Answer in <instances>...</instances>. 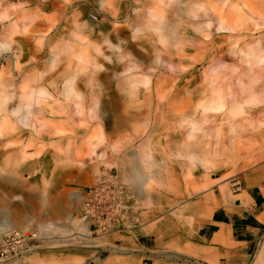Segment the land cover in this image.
Listing matches in <instances>:
<instances>
[{"label":"rangeland","instance_id":"374dc122","mask_svg":"<svg viewBox=\"0 0 264 264\" xmlns=\"http://www.w3.org/2000/svg\"><path fill=\"white\" fill-rule=\"evenodd\" d=\"M261 55L264 0H0V84L13 95L3 103L0 92V120L11 122L0 137V239L2 223L38 234L2 264H264L259 210L252 243L222 225L226 239L205 241L243 180L264 200ZM70 80L90 102L60 97ZM36 86L53 98L32 103L34 127H22L10 111ZM137 149L156 165L140 186L129 180ZM222 185L234 200L219 203ZM99 186L115 195L107 214L93 210Z\"/></svg>","mask_w":264,"mask_h":264},{"label":"crops","instance_id":"0c3cea01","mask_svg":"<svg viewBox=\"0 0 264 264\" xmlns=\"http://www.w3.org/2000/svg\"><path fill=\"white\" fill-rule=\"evenodd\" d=\"M65 86H67V85H65ZM65 86H62L61 89H60V97L63 96L64 94L68 95L67 91L65 90ZM88 87H89V91L91 90L90 92L92 93L94 87H90V86H88ZM74 88L76 90V93L81 95V97L83 99V103H86L87 101L90 102L89 100H90V95L91 94L87 95L84 90H81L76 85L74 86ZM76 93L74 95H77ZM52 94H54V91L52 92ZM71 96H73V95H71ZM76 98H77V96H76ZM78 99H79V97H78ZM84 100H86V102ZM90 104H91L90 105V110L94 109L93 108L94 102H91ZM141 118H139V115L136 114V115H133V116H130V117L126 118L125 121H129V120H133V119L134 120H142ZM86 133H89V132H86ZM86 133H85V138H87L89 142H92V140H91L92 135L90 137V135H87ZM61 134L62 133H60V137L64 136V135H61ZM95 148L96 147H91V151L95 152L96 151ZM137 150L130 154L132 159H137L138 158V152H139L140 149H137ZM142 150H144V149H141L139 154L143 153ZM148 151H149V153H148L147 156L145 155V157L150 158V157H152V155L150 154V150H148ZM105 152H107V150H105ZM102 153H104V152H102ZM97 157H102V155L101 156L98 155ZM127 164H129V163H127ZM127 166H125L122 163L119 167H120V169L129 168ZM129 169L131 170L132 167H130ZM145 172H147V169H146ZM131 177H132V170H131V176L129 177V180H130V182L136 184L134 182V180H132ZM138 185L140 186V184H138ZM243 185H244V188L242 187L241 191H239V193L237 194V198L236 199L233 197V195L231 193H230V196H223L221 194V186H220V194H219L220 200H219V203L220 202L232 201L234 199L235 200H234L233 203H230L227 206L220 208V213L223 214L224 219H226L227 221H224V219H222L220 217V215L218 214L217 217H216V221H214V220L212 221V223H216V225L213 226L212 223L210 224V228H211L210 229V233H209L210 235L208 234L209 237L206 238V240H205L206 242L207 241L208 242H210V241H219L220 242V240L226 239L227 233L225 232L224 227L227 229L226 230L227 232L233 233V236L235 235L238 238H242L241 240H238V241H242V242H245V243H252L253 242V239L250 240L249 237L252 236V235H255V232L257 230H259V228L254 223V222H256V220H255L254 214L252 212L256 213L259 210L257 212V214H258L257 217L258 218L260 217L259 214L262 215L261 217H264L263 212L260 211V209H261L260 207H261L262 203H264V200L262 198H260V197L255 195V192H254V188L255 187H252V184L249 181V179H247V182H245V180H243L242 186ZM222 186L226 187V185H222ZM226 188H228V187H226ZM244 198H249L250 202H249V205L247 207H243L241 202H240V200H243V202H244ZM228 207L234 212V216L232 218L228 216V213H227V210H226ZM259 219H261V218H259ZM6 224L11 226L9 223H2L1 224V232H3V227ZM221 225L224 226V227H222ZM47 227H48V224H41L40 227L38 228V231H42V230L46 229ZM82 227H83L84 230L87 229L86 226H84V225ZM147 229H148L149 233L156 232L155 231L156 229H154V225L147 227ZM216 230L220 231V234H218L216 232ZM123 238L124 239L125 238L128 239L129 235L128 234L126 236L123 235ZM230 238L231 237L229 235L228 239H230ZM192 245H193L194 248H197V247H200L201 245H203V242L199 241L198 239H194ZM224 253H226L227 256L230 259L234 260L237 257L238 253H239V249H238V247L232 245L228 249H226V251ZM144 255H146V256L151 255V252L150 251H146V253ZM23 262H24V259H21V260H18V261H14V263H16V264H23Z\"/></svg>","mask_w":264,"mask_h":264},{"label":"bare ground","instance_id":"6f19581e","mask_svg":"<svg viewBox=\"0 0 264 264\" xmlns=\"http://www.w3.org/2000/svg\"><path fill=\"white\" fill-rule=\"evenodd\" d=\"M180 1V0H179ZM182 5V4H181ZM184 5V3H183ZM153 9V8H152ZM152 12H154L152 10ZM151 14V12H150ZM153 15V14H152ZM151 15V16H152ZM150 16V15H149ZM154 16V15H153ZM226 17V16H225ZM127 18V17H126ZM153 18V17H152ZM153 20V19H152ZM174 20V19H173ZM125 21V20H124ZM172 22V21H171ZM177 22V21H176ZM179 22V21H178ZM216 22V21H215ZM163 23L164 22H158V25H157V30H163ZM172 25V24H171ZM217 27V26H216ZM209 30V29H208ZM158 31V32H160ZM79 38V37H78ZM107 41V40H106ZM110 41V40H109ZM108 42V41H107ZM9 45H6L5 48L6 49H9ZM9 51V50H8ZM135 51V50H134ZM136 53V52H135ZM138 56V55H136ZM259 56V55H258ZM264 56V55H263ZM261 55V57H263ZM140 56H138L139 58ZM9 59V58H8ZM13 60V59H12ZM12 63V62H11ZM15 63V62H14ZM137 66V65H136ZM17 69L19 68L18 64H16L15 66ZM138 67V66H137ZM15 69V68H14ZM16 69V71H17ZM39 81H37L38 83ZM13 83V82H12ZM73 80H70V81H66V84L67 86H65V90L67 91L68 95H74L76 93L75 90L71 89V87L73 86ZM0 92H3V94L5 93V96L3 97V103H7L8 101L10 102V100H12L13 98V95L9 92V90H7L9 88V85L8 84H0ZM77 94V97H79L80 99H82V97L80 96V94L76 93ZM45 96V97H43ZM51 97L53 98V95L51 94L50 91H48L47 89H45L43 86H36L34 88H32L31 90H29V94L27 93H24L23 95H21V97L24 99L23 100V104H19L17 107L14 106L12 107V110L10 111V113L12 115H15L16 116V122L21 125L22 127H34V124L32 123L33 119H34V111L30 110L31 106H32V103H37V104H40L42 101H44L46 99V97ZM21 98V99H22ZM233 101V100H232ZM251 101V100H250ZM233 103H235L233 101ZM238 104V103H237ZM155 111V110H154ZM5 116V115H4ZM6 118H8V115H6L3 120H5ZM32 119V121H31ZM155 120V118H154ZM2 119L0 120V137L5 135L8 131L7 129L3 128V124L5 123L6 125H11V122H8L7 120L3 123L1 122ZM193 125V123H192ZM20 127V126H18ZM196 126L193 125V128H195ZM14 128V127H13ZM18 129V128H16ZM192 129V128H191ZM194 131V130H193ZM190 132V131H189ZM195 132V131H194ZM196 133V132H195ZM22 134V133H21ZM193 134V132H192ZM193 137V136H192ZM13 138V137H12ZM191 139V138H190ZM6 140V139H5ZM190 147V145H188ZM188 149V148H187ZM138 151V150H137ZM142 152L147 156L149 151L148 150H142ZM8 153V152H7ZM140 153V152H139ZM186 153V152H185ZM189 153V152H188ZM181 154V153H180ZM189 155V154H188ZM181 156V155H180ZM187 157V156H186ZM190 159V158H189ZM151 161V160H150ZM191 161V159H190ZM153 163V162H151ZM149 162V159L148 158H145V161H140V160H135L134 162V165L132 166V180H134V182L138 185H142V184H146V182L148 180H151L150 177L151 175H149L146 171V169H148L149 167H154L156 166L155 164H151ZM159 167V166H158ZM150 169V168H149ZM5 172V170H4ZM10 173V172H8ZM4 174V173H3ZM221 194L223 196H230V191L228 190V188H226L225 186H221ZM89 212V211H88ZM259 216L261 217L262 215L259 214ZM259 217V218H260ZM13 230L15 231V229H13L11 226L9 225H4L3 227V233H6L9 234L10 232H13ZM18 231H21V232H26V230H18ZM83 231V230H82ZM8 232V233H7ZM216 232L218 234H220V231H217ZM30 233V232H28ZM37 234V233H36ZM38 235V234H37ZM3 237V236H2ZM1 237V238H2ZM38 237V236H37ZM198 248V247H197ZM117 249V248H116ZM264 249V248H263ZM30 251V250H29ZM23 253L22 252L20 255H22L21 257H24L23 256ZM20 255H17L16 257L14 258H21ZM10 260V259H9ZM259 260V259H258ZM263 262V261H262ZM260 262V263H262ZM3 263V260H0V264ZM257 264V263H256ZM259 264V263H258Z\"/></svg>","mask_w":264,"mask_h":264},{"label":"built area","instance_id":"2783aa9c","mask_svg":"<svg viewBox=\"0 0 264 264\" xmlns=\"http://www.w3.org/2000/svg\"><path fill=\"white\" fill-rule=\"evenodd\" d=\"M112 177L107 178V181L112 182ZM100 182H103L104 180H100ZM102 188L95 187L94 190H91V196L94 197L96 201H98L97 205L94 203L93 210L94 213L103 211L107 214L108 208H112L115 204L114 199V193L109 189L110 191L107 192L108 194L102 195ZM102 200V201H101ZM37 240V234L36 233H25L21 231H13L9 233L8 235L2 237L0 239V260L7 259L12 256L20 255L23 251L29 248V246Z\"/></svg>","mask_w":264,"mask_h":264}]
</instances>
